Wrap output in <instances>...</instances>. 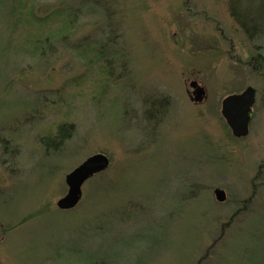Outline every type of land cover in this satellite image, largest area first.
Returning a JSON list of instances; mask_svg holds the SVG:
<instances>
[{
  "label": "rangeland",
  "instance_id": "374dc122",
  "mask_svg": "<svg viewBox=\"0 0 264 264\" xmlns=\"http://www.w3.org/2000/svg\"><path fill=\"white\" fill-rule=\"evenodd\" d=\"M263 16L264 0H0L1 264H264ZM248 87L236 139L222 102ZM96 154L109 168L58 209Z\"/></svg>",
  "mask_w": 264,
  "mask_h": 264
},
{
  "label": "water",
  "instance_id": "95a60500",
  "mask_svg": "<svg viewBox=\"0 0 264 264\" xmlns=\"http://www.w3.org/2000/svg\"><path fill=\"white\" fill-rule=\"evenodd\" d=\"M193 102L200 104L206 97L205 89L197 82L190 84ZM257 91L248 87L241 94L230 95L222 102L221 115L231 133L236 139H243L249 135L251 113L256 103ZM110 166L109 158L104 154H96L89 157L78 168L66 177L68 193L57 202V208L62 211L75 209L82 198L83 185L92 177L105 172ZM215 198L218 202L226 201V193L221 189L215 190Z\"/></svg>",
  "mask_w": 264,
  "mask_h": 264
},
{
  "label": "trees",
  "instance_id": "16d2710c",
  "mask_svg": "<svg viewBox=\"0 0 264 264\" xmlns=\"http://www.w3.org/2000/svg\"><path fill=\"white\" fill-rule=\"evenodd\" d=\"M234 17L237 20L242 19L243 22L241 20L238 21L240 23V25H241L242 28L248 29V31L250 30L251 32H253L256 29L255 26H254V24H253V22H252V20H253V17L252 16H251L252 18L250 16L249 17L238 18V17H236V15H234ZM263 18H264V16H263ZM51 21H53V17H50V16L45 17V18H42L40 20L41 24H43L44 26L47 25V24H50L49 22H51ZM244 22H246V24ZM52 34H53V32L51 33V35ZM50 37L49 36L47 37V40L48 41H46V42H49V38ZM44 44H45L44 41H40V43H37V45H34L33 46V49L35 48V52H37L36 49H38V52L37 53L38 54H43L44 51H45V50L43 51V49L47 46V45H44ZM71 129H72L71 126L61 125L58 128L57 134H56V136L53 137V139L54 140H59V141L62 142L64 139L68 138Z\"/></svg>",
  "mask_w": 264,
  "mask_h": 264
},
{
  "label": "flooded vegetation",
  "instance_id": "af4514ba",
  "mask_svg": "<svg viewBox=\"0 0 264 264\" xmlns=\"http://www.w3.org/2000/svg\"><path fill=\"white\" fill-rule=\"evenodd\" d=\"M0 264H1V262H0Z\"/></svg>",
  "mask_w": 264,
  "mask_h": 264
}]
</instances>
